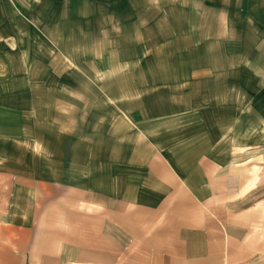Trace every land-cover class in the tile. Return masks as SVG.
<instances>
[{"label":"rangeland","instance_id":"374dc122","mask_svg":"<svg viewBox=\"0 0 264 264\" xmlns=\"http://www.w3.org/2000/svg\"><path fill=\"white\" fill-rule=\"evenodd\" d=\"M7 227L56 240L40 264H235L264 237V0H0Z\"/></svg>","mask_w":264,"mask_h":264},{"label":"crops","instance_id":"0c3cea01","mask_svg":"<svg viewBox=\"0 0 264 264\" xmlns=\"http://www.w3.org/2000/svg\"><path fill=\"white\" fill-rule=\"evenodd\" d=\"M249 220V219H248ZM248 220H243L247 221ZM252 220L251 222H253ZM12 228L7 227V231L0 232V264H28L26 262L29 255H32V264H40L41 259L40 253L50 254L56 252L55 249L52 251L48 249L51 247L50 243H56L55 239H46V244L39 245L40 240L36 237L35 243H30V238L27 237L23 242L20 238L19 231H10ZM259 233H254L251 237L244 242V253L239 256L235 264H264V237L261 239ZM241 251L237 252L240 253ZM19 253V254H16ZM51 255H46L44 262L47 264L50 262ZM57 258L56 254L53 256ZM233 262H230V264Z\"/></svg>","mask_w":264,"mask_h":264}]
</instances>
